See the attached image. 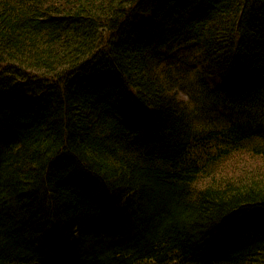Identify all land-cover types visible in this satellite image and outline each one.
<instances>
[{
    "label": "trees",
    "instance_id": "obj_1",
    "mask_svg": "<svg viewBox=\"0 0 264 264\" xmlns=\"http://www.w3.org/2000/svg\"><path fill=\"white\" fill-rule=\"evenodd\" d=\"M242 156L264 0H0V264H264V169L222 170Z\"/></svg>",
    "mask_w": 264,
    "mask_h": 264
},
{
    "label": "bare ground",
    "instance_id": "obj_2",
    "mask_svg": "<svg viewBox=\"0 0 264 264\" xmlns=\"http://www.w3.org/2000/svg\"><path fill=\"white\" fill-rule=\"evenodd\" d=\"M203 7V6H202ZM143 9V11L142 12H144V8H142ZM122 95H124V97L126 98V99H128V98H132L131 97V95H130V92L128 91V89L125 87V89H123L122 90ZM122 95L120 94V97H122ZM180 97H182L183 99H185V96L184 95H179ZM133 100V99H132ZM136 106H137V108L139 107V105L138 104H136ZM189 112H191V106H190V111ZM215 114H211L210 115V117L208 118V120L206 121V124H205V130L206 131H208V132H210L211 130H212V132H213V125H212V118H213V116H214ZM194 116H198V113L197 114H195ZM137 190L136 189H133V188H126V189H124V192L125 193H134V192H136ZM242 218H244V217H238L237 218V223H235V225L233 226V228L231 229V233H232V235H233V233H234V235H236V236H238L239 234H238V231H239V229H240V227L242 226H244L245 224H243L242 223V225H241V223H238V221H239V219H242ZM217 237H215V235H214V238H213V240L211 241V244L209 243V247L211 248V249H213V248H219V247H222V246H225V245H228V244H230L231 242H230V240L229 239H227L226 237L228 236L227 235V233L225 232V233H223V234H218V235H216ZM231 236V235H230ZM231 239V238H230ZM213 242H214V244H213ZM215 243H217V245L215 244ZM201 245H203V246H205V244L204 243H201ZM216 246V247H215ZM205 251H208V248L206 249V247L205 248H203ZM196 252L198 253V254H200V253H202V251H201V249L197 246V248H196Z\"/></svg>",
    "mask_w": 264,
    "mask_h": 264
},
{
    "label": "rangeland",
    "instance_id": "obj_3",
    "mask_svg": "<svg viewBox=\"0 0 264 264\" xmlns=\"http://www.w3.org/2000/svg\"><path fill=\"white\" fill-rule=\"evenodd\" d=\"M240 160H237L236 162L228 163L224 166L222 169L223 171H233L238 169H243L244 167L246 168H252L256 167L257 169L260 167L261 169H264V160L263 159H253L248 156H242L239 158Z\"/></svg>",
    "mask_w": 264,
    "mask_h": 264
}]
</instances>
